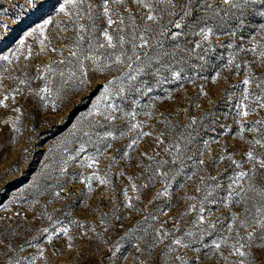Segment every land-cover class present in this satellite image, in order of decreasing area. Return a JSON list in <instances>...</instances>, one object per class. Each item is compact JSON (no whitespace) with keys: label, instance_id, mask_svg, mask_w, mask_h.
<instances>
[{"label":"rangeland","instance_id":"1","mask_svg":"<svg viewBox=\"0 0 264 264\" xmlns=\"http://www.w3.org/2000/svg\"><path fill=\"white\" fill-rule=\"evenodd\" d=\"M91 2L100 5L102 0H91ZM62 3L64 0H0V57L14 53L19 46V41L25 40V47L21 49L18 60L13 57L11 64L0 60V99H3L5 95L8 97L4 104H0V217H13L8 223L14 227L17 224L21 225L20 235L13 241V246L19 247L25 240L31 241L33 245L39 243L45 255L42 258L38 257L36 264H135L136 250L132 247L134 241L129 243L127 239L122 240L120 237L129 229L147 227L144 218L150 212L156 214L157 211L165 214H161L157 221H149V223H155L158 226L166 221L165 227L171 229L174 223L179 222L180 232L175 235H181L192 229L196 212H190L183 218L181 216L189 204L198 205L203 199L205 193L200 177L208 176L216 177V179L215 181L205 179L206 185L220 184L222 187L216 189L210 197L218 202L206 204V208L211 210L210 216L207 212L205 213L206 219L216 221L218 217H222L223 220L217 223L216 227L220 229L222 225H226L231 211L241 213L244 208L242 203L239 205L233 203L225 207L221 202L227 195L230 178H233L234 172L240 170L227 157L231 154L235 160L243 161L244 170L250 169L251 164L247 161L245 154L253 146L248 141L264 136V132L247 130L243 133V140L237 135L241 121L247 129L252 126V122L264 119V108H257L259 102L255 99L256 95H264V88L257 87V80H264V64L260 63L258 55L239 51V47L250 48L253 37L257 42H264V30L259 28L260 24H264V17L256 14L259 6L245 10L243 27L237 30L235 37L214 35L210 38L211 46L205 43L201 49L196 50L201 54H205L206 51L207 63L193 56L194 64L204 65L203 68L195 67L191 71L186 69L185 74L191 76L194 83L179 81L162 84L160 87L153 85L151 93L139 97L140 103L136 107L140 115L136 117V120L145 121L143 130L152 132V136L142 137L132 149H128L127 144L135 133L128 130L125 126L126 121L117 120L115 122L117 127L125 131L126 135L119 137V131H117L118 139L111 141L109 138L113 148L106 152L103 150V145H100L99 164L87 168L81 167L79 162L85 156L94 154L95 137L89 140L83 132L88 130L91 118L87 114L99 92L102 91L99 85L105 79V74H93L90 71L92 82L90 88L81 89L75 81L71 80L64 83L68 78L69 70L75 69L74 58H70L69 53L74 50L71 46L76 40V32L71 26L64 31L65 24L61 21L67 18L63 14H58ZM111 8L118 9L125 17L128 16L127 9L131 8L138 18L137 22H140V13L146 11L139 8L134 0H124L121 4L112 3ZM95 15L99 17L96 20L97 27H106L102 9L96 10ZM49 17L53 20V24L48 26L46 34L51 43L48 44L46 41L47 49L41 52L39 34L29 37L26 33ZM113 19L117 20V17L113 15ZM167 19L164 23H167ZM83 22L89 24L86 19ZM125 22L128 23L127 20ZM216 23L219 24V22ZM229 23L235 25L236 22ZM117 24L109 28L113 34ZM90 32L89 25V32L84 33L85 48L86 42L91 38ZM100 39L103 38L100 37ZM187 39L191 41L194 38L187 37ZM229 43L233 44L231 49L227 47ZM28 45L32 47L31 57L27 55ZM52 48L60 51L53 52ZM229 52L234 53L235 63L240 64L239 69H236L235 65L231 68L225 67ZM64 58L72 59L73 63H59ZM244 61H248V65L244 64ZM45 65L54 68L55 74L43 73ZM249 65L252 72V83L248 85L251 95L244 103L249 106L250 114L246 117L237 116V111L243 110V108L237 109L236 105L243 96L242 81L248 75ZM5 68L8 71H4ZM216 71H219L221 75L213 82L211 76L215 75ZM60 72H64V77L59 75ZM41 73L43 75H40ZM112 75H119V73H110L107 78L110 79ZM37 76L40 78H36ZM43 76H48L49 79L46 81ZM198 76H206L208 79H199ZM21 80L27 82L21 84ZM45 83L52 88V94L47 96V107L44 106L45 101L36 94ZM181 84L183 88L180 87ZM201 85L208 95L199 94ZM169 91L175 99H167ZM13 92H15L14 95ZM57 92L59 97L56 95ZM157 96L164 99L155 100L154 97ZM53 101L56 107H53ZM117 102H119L118 98ZM152 104L156 106L154 109L151 108ZM196 105H199V108ZM16 108H19L20 112H16ZM144 111H153V117L151 119L145 117ZM160 113L168 119L169 126H177V131H184L187 134L192 129H196L194 143L190 145L191 151L186 153L193 156V160H185L184 168L178 173L174 174L170 171L167 180L164 177L153 176L152 181H148L149 187L143 188L146 178L152 176V172L144 165L152 163L154 168L155 162L148 161L147 157L142 156L141 153L147 151L151 155L155 150L160 153L157 159L164 158L170 161V157L163 152V147L168 146L167 138L163 146L155 143V134L165 128L161 122ZM190 116L197 117L198 122L191 128L184 129L181 126L189 123ZM17 117H19L18 120ZM13 123L19 131L13 128ZM96 131L103 130L97 128ZM203 140L209 141L210 151H206L203 157L206 164L197 166L195 159L198 151L204 150ZM81 143H84L86 147L84 152L77 155ZM125 151L129 153L127 157L123 156ZM255 152L257 155L264 153V147L256 145ZM70 155L75 156L76 159L68 160ZM221 155L225 156L223 161L219 160ZM113 156L116 157L115 162L111 159ZM65 161H67V167L65 172H61ZM178 167V163L173 165L170 162L162 171L174 170ZM257 167H259L258 163ZM259 171L264 173V169ZM93 172L106 176L110 183L103 185L94 178L93 191L89 193L85 182L80 179V174L87 176ZM193 172L195 176L188 179ZM257 181L264 183L259 181V175ZM133 183L140 189L139 193L132 189ZM166 184L170 196L161 195L149 204L152 197L158 191H162ZM197 186L202 187L201 192H196ZM125 190L136 208H142L143 211L131 212L124 207ZM236 190L238 191L239 188L237 187ZM55 192H59L60 196H55ZM137 194L140 195V200L135 199ZM188 196H196L197 199L190 201L187 199ZM34 200L37 203L29 207ZM114 206L120 209L116 213L121 217L118 222L113 216ZM5 208L10 210L5 212ZM14 212H19L21 215L13 216ZM42 213L46 214L42 215ZM102 213H107V216L102 217ZM24 215H27V220L23 219ZM48 215L52 216L51 221ZM101 219L110 222L112 226L108 227V223L101 224ZM81 224L83 227L80 226ZM45 227L49 228L48 234H51L53 228L68 227L73 240L68 241L66 236L57 232L49 243L46 239L48 234L37 231ZM93 227L96 228L95 233L91 231ZM105 228H108L106 233H104ZM241 231L243 232L244 229ZM85 232L87 236L83 235ZM97 233H104V235L98 237ZM224 234V231L214 232L204 237V243L210 244L213 239ZM33 237L37 239L33 240ZM117 241L121 244V250L115 257H109V249L113 248ZM167 242L166 240L165 243ZM69 243L73 245L71 248L67 246ZM198 247L199 253L193 250ZM181 251H186L190 258L199 255L200 264H226L218 253L213 254L199 244H193L192 248ZM222 251L228 257V264L237 259L235 255H229L227 246L222 245ZM5 252L4 245L0 244V264H6L8 257L12 255ZM252 252L256 256L254 264H264V248L253 247ZM18 255L26 258L36 256L37 249L24 245L23 251Z\"/></svg>","mask_w":264,"mask_h":264},{"label":"snow or ice","instance_id":"2","mask_svg":"<svg viewBox=\"0 0 264 264\" xmlns=\"http://www.w3.org/2000/svg\"><path fill=\"white\" fill-rule=\"evenodd\" d=\"M112 3L121 4L124 3V0H102L100 5L93 4L91 0H64V3L59 6L58 14H63L67 18L65 21H61L65 24L64 31H67L68 27L71 26L76 32V40L71 46L74 50L69 53V57L74 58L75 69L69 70L68 78L64 83L71 80L75 81L81 89L90 88L92 86L90 71L93 74H105V79L99 85L102 91L99 92L87 114L91 118L88 130L83 132V135L88 137L89 140L93 136L95 137L93 145L95 151L94 154L85 156L79 162L81 167L91 168L97 166L99 164V156L101 155L100 145H103L105 152L108 149H112L113 143L109 141V138H111V141L117 140V131H119V137L126 135L125 131L117 127L115 123L117 120L126 121L125 126L129 131L135 133L134 137L127 144L128 149H132L142 137L152 136V132L143 130L145 121L136 120V117L140 115L136 107L140 103L139 97L151 93L153 85L160 87L162 84L179 81L194 83L192 77L185 74L186 69L191 71L192 68H203L204 65L194 64L193 56L197 60L207 63L206 51L205 54H201L196 51L197 49H201L205 43L211 46L210 38L214 35L223 34L235 37L237 30L243 27V16L246 9L256 8L258 5L259 11L256 14L264 17V0H134V3L139 8L146 10L140 13V22H137L138 18L133 14L131 8L127 9L128 16L125 17L118 9L114 10L111 8ZM98 9H102L106 27L98 28L96 25V20L99 17L95 15V12ZM113 15L117 17L118 24L117 20L113 19ZM166 18H168L167 23H164ZM85 19L89 24L83 22ZM126 20L128 23L125 22ZM230 21H235V25L230 24ZM216 22H219V24ZM51 24H53V20L49 17L26 33V36L29 37L37 33L39 34L41 52L47 49L46 41L48 44L51 43L49 36L46 34V29ZM114 24H117V27L113 34L109 31V28ZM89 25L91 28V32L89 33L91 38L86 42L85 48L84 33L89 32ZM259 28L264 30V24H260ZM100 37L103 39L101 40ZM187 37H193L194 39L189 41ZM182 38L183 42H181ZM251 44L250 48L239 47V51L245 54L251 52L253 55H258L260 63L264 64V42H257L253 37ZM24 47L25 40L21 39L15 52L0 57V60L11 64L13 57L17 60L19 59L21 49ZM227 47L231 49L233 44L229 43ZM51 50L53 52L60 51L56 48H52ZM100 50L105 51L101 52ZM27 55L29 57L33 55L30 45L27 46ZM65 62L72 64L73 60L64 58L59 61L61 64ZM243 63L248 65L249 62L244 61ZM233 65H235L236 69L240 68V64L235 63L234 53L229 52L225 67L231 68ZM4 71H8V69L5 68ZM55 71L50 65L43 66V73L55 74ZM113 72H117L119 75H112L108 79L107 75ZM43 73L40 75H43ZM59 75L64 77L65 74L64 72H60ZM220 75L221 73L216 71L215 75L211 76V80L215 82ZM251 77L252 72L249 65L248 75L242 81L244 86L243 96L241 101L236 105L237 109L243 108V110L237 111V116L246 117L250 114L249 106L244 101H247L251 95L248 87L252 83ZM36 78H40V76ZM43 78L46 81L49 79L48 76H43ZM198 78L208 79L206 76H198ZM26 82L25 80L20 81L21 84ZM180 87L183 88V84ZM257 87L264 88V80H257ZM30 91L33 90L30 89ZM14 94L15 92H13ZM36 94L45 101L44 106L47 107V96L52 94V88L45 83ZM199 94L208 95L202 85L199 87ZM56 95L59 97V92ZM7 98V95H5L3 99H0V104H4ZM117 98L119 102H117ZM154 99L161 100L164 97L157 96ZM167 99H175L171 91H169ZM255 99L259 102L257 108H264V95H256ZM53 107H56L54 101ZM155 107V104L151 105V108L154 109ZM196 107L199 108V105H196ZM15 111L20 112V109L16 108ZM251 111H256V109H251ZM143 115L151 119L154 113L153 111H144ZM159 115L165 128L155 134V143L158 146H163L167 138L168 146L163 147V152L170 157V161L164 158L157 159L160 153L155 150H153V154L151 155L147 151L142 152L141 155L147 157L148 161L155 162L154 168L152 163L144 165L146 169L152 172V176L146 178V182L142 185L143 188L149 187L148 181H152L153 176L164 177L167 180L170 171L174 174L178 173L184 168L185 160H193V156H189L186 153L191 151L190 145L194 143L196 129H192L187 134L184 131H177L176 125L169 126V121L164 117L163 113ZM18 119L19 117H17ZM197 122V117L190 116L189 123L181 127L188 129L192 125L197 124ZM13 128L19 131L15 123H13ZM97 128L103 131H96ZM245 130L257 133L264 132V119L252 122V126L247 127V129L241 121L239 131L237 132L241 140L244 139L243 133ZM248 143L253 146L245 154L247 161L251 164V168L244 170L242 168L243 161H237L231 154L228 155L227 158L240 170L234 172L233 178H230L231 182L227 186V195L221 201L225 207H229L233 203L237 205L242 203L244 205L242 212L231 211L228 223L217 229V223H221L223 218L218 217L216 221L207 220L205 213L207 212L210 216L211 210L206 208V204L218 202L215 199H210V197L213 196V192L216 189L222 186L220 184H205V179L215 181L216 177H200L201 186H203L205 193L204 197L198 205L189 204L181 216L183 218L190 212H196V218L192 222V229L187 230L181 235H175V233L180 232L179 222L174 223L171 229L165 227L166 221L158 226L155 223H149V221H157L161 214H165L162 211H157L156 214L150 212L144 218V223L147 227L143 229H129L120 237L122 240L127 239L129 243L134 241L132 247L136 250L135 264H200L199 255L195 258H190L187 256L186 251H181L182 249L187 250L192 248L193 244H199L201 247L209 249V252L213 254L218 253L226 264H228V257L224 255L222 245L229 248V255L237 257L230 264H254L256 256L252 252L253 247L264 248V183L257 181L258 175L259 181H264V173L259 171L260 169H264V153L257 155L255 152L256 145L264 147V136L254 138L248 141ZM202 144L204 150L198 151L195 159L197 166H204L206 164L203 157L206 151H210L208 140H203ZM85 147L86 145L81 143L77 150V155L84 152ZM128 155L127 151L123 152V156L127 157ZM75 159V156L70 155L68 157V160ZM111 159L115 162L116 157L113 156ZM224 159V155L219 156L220 161ZM170 162L173 165L178 163L179 167L174 170L162 171L164 166ZM257 163L259 167H257ZM66 167L67 161H65L64 167L61 168V172H65ZM110 167L111 165L109 166V170ZM193 176H195V172L189 175L188 179H192ZM94 178L99 180L100 184L103 185L110 183L106 176H100L96 172L87 176L81 173L80 179L85 182L89 193L93 191L92 180ZM201 186H197L196 192L202 191ZM237 187L239 188L238 191L236 190ZM132 189L137 193L140 191L135 183L132 184ZM54 195L59 197L60 193L55 192ZM161 195L165 197L170 196L167 184L162 191H158L152 197L149 204H152ZM124 197L126 200L124 207L126 209L131 212L143 211L142 208H136L132 202V198L128 196L127 190L124 191ZM135 199L140 200V195L137 194ZM187 199L194 201L197 197L188 196ZM35 203L37 201H32L29 207ZM9 210L5 208V212ZM119 210V207L114 206L113 216L117 222L121 220V217L116 214ZM45 214L42 213V215ZM20 215L21 213L19 212L13 213V216ZM101 215L102 217H106L107 213H102ZM12 219L13 217H0V229H2L0 231V244L4 245L5 254L12 253L8 257L6 264H36L38 257H44V250L39 243L33 245L29 240H25L24 244L19 247H14L13 241L20 235L19 229L21 225L17 224L14 227L8 223ZM23 219L27 220V215H24ZM48 219L51 221L52 216L48 215ZM56 223H59V221H56ZM100 223H108V227L112 226L105 219H101ZM80 226L83 227L82 224ZM119 226L123 227V225ZM241 229H244V231L242 232ZM248 229H251V231H248ZM37 231L48 234L49 228L45 227ZM91 231L95 233L96 228H91ZM107 231L108 228H105L104 233ZM220 231H224L225 234L213 239L210 244L204 243V237ZM57 232L66 236L68 241L73 240V237L69 234V228L60 227L58 229L53 228L51 234L46 236L49 243L52 242ZM104 233H97V236L101 237ZM83 235L87 236V232L83 233ZM32 239L35 240L37 237H33ZM166 240L168 241L167 243H165ZM24 245L35 247L37 255L27 258L19 256L18 253L23 251ZM161 245H163L162 248ZM67 246L71 248L73 245L69 243ZM120 250L121 244L117 241L114 247L109 249V257H115ZM193 250L199 253L200 248L198 247Z\"/></svg>","mask_w":264,"mask_h":264}]
</instances>
